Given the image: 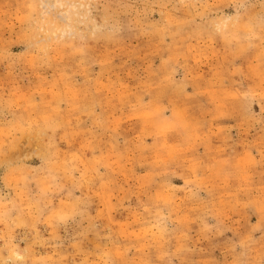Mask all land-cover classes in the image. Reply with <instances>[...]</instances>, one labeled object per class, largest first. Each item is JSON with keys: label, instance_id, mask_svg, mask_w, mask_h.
Listing matches in <instances>:
<instances>
[{"label": "rangeland", "instance_id": "rangeland-1", "mask_svg": "<svg viewBox=\"0 0 264 264\" xmlns=\"http://www.w3.org/2000/svg\"><path fill=\"white\" fill-rule=\"evenodd\" d=\"M0 264H264V0H0Z\"/></svg>", "mask_w": 264, "mask_h": 264}, {"label": "bare ground", "instance_id": "bare-ground-1", "mask_svg": "<svg viewBox=\"0 0 264 264\" xmlns=\"http://www.w3.org/2000/svg\"><path fill=\"white\" fill-rule=\"evenodd\" d=\"M55 2H56V3H58V2H59V0H55ZM62 15H64V14H62Z\"/></svg>", "mask_w": 264, "mask_h": 264}]
</instances>
